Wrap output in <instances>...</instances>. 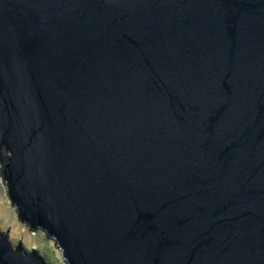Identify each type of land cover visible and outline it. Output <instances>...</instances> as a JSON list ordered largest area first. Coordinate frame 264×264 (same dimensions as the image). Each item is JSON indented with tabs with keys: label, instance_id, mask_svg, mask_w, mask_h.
Wrapping results in <instances>:
<instances>
[{
	"label": "water",
	"instance_id": "95a60500",
	"mask_svg": "<svg viewBox=\"0 0 264 264\" xmlns=\"http://www.w3.org/2000/svg\"><path fill=\"white\" fill-rule=\"evenodd\" d=\"M0 166L67 264H264V0H0Z\"/></svg>",
	"mask_w": 264,
	"mask_h": 264
},
{
	"label": "rangeland",
	"instance_id": "374dc122",
	"mask_svg": "<svg viewBox=\"0 0 264 264\" xmlns=\"http://www.w3.org/2000/svg\"><path fill=\"white\" fill-rule=\"evenodd\" d=\"M1 167V166H0ZM0 221H3L1 227L9 230L14 235L15 243L32 241V249L42 247L43 252L49 264H67L63 254L55 244L43 231L38 230L31 232L29 228L23 224L17 214L15 207L7 194L5 182L0 173Z\"/></svg>",
	"mask_w": 264,
	"mask_h": 264
}]
</instances>
